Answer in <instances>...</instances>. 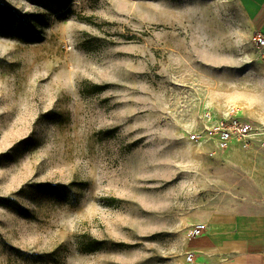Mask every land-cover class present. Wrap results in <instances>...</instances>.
<instances>
[{"label": "rangeland", "instance_id": "rangeland-1", "mask_svg": "<svg viewBox=\"0 0 264 264\" xmlns=\"http://www.w3.org/2000/svg\"><path fill=\"white\" fill-rule=\"evenodd\" d=\"M65 2L0 0L23 18L0 24V264L209 261L194 225L264 212V146L186 139L204 111L264 112L248 21L236 0Z\"/></svg>", "mask_w": 264, "mask_h": 264}, {"label": "crops", "instance_id": "crops-1", "mask_svg": "<svg viewBox=\"0 0 264 264\" xmlns=\"http://www.w3.org/2000/svg\"><path fill=\"white\" fill-rule=\"evenodd\" d=\"M236 2L251 32H259L264 36V0ZM258 59L264 65L260 57ZM245 117L253 125L264 127L263 111ZM209 149L207 156L212 152ZM219 154L216 153V156ZM194 161L197 162V159L194 158ZM218 221L212 217L203 219L205 229L198 236L202 235L199 239L202 240L203 248L199 249L209 258V261H202L203 264H264V212L237 214L232 219L225 215ZM214 257H219L220 261H213Z\"/></svg>", "mask_w": 264, "mask_h": 264}, {"label": "built area", "instance_id": "built-area-1", "mask_svg": "<svg viewBox=\"0 0 264 264\" xmlns=\"http://www.w3.org/2000/svg\"><path fill=\"white\" fill-rule=\"evenodd\" d=\"M252 42L259 52L261 62L264 64V36L255 32ZM186 139L196 145L209 146L212 149L211 156L230 149L249 152L254 148L264 146V130L256 127L248 120L240 118L234 109L219 115L204 111L199 116L197 127L188 132ZM204 229L203 224L195 225L190 234L192 237H197ZM187 261L192 262L191 255L187 256Z\"/></svg>", "mask_w": 264, "mask_h": 264}, {"label": "trees", "instance_id": "trees-1", "mask_svg": "<svg viewBox=\"0 0 264 264\" xmlns=\"http://www.w3.org/2000/svg\"><path fill=\"white\" fill-rule=\"evenodd\" d=\"M58 3V6L61 8L65 7V0H54ZM70 0H67V2H69ZM16 22H22L23 18L19 17L16 15V13L10 9L9 7L0 4V24H2L3 26H5L6 32H12L13 31V27L12 24ZM4 28H2V30H5ZM3 33V32H2ZM21 38L23 41L27 42V43H37L39 42L42 37L38 32L35 31H26L24 30L21 33ZM57 187H59L60 189H62L63 187L61 186H50L48 187L45 191L47 193H51L53 194L55 192V189H57ZM100 243L97 242L96 245H99Z\"/></svg>", "mask_w": 264, "mask_h": 264}]
</instances>
